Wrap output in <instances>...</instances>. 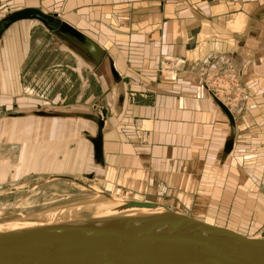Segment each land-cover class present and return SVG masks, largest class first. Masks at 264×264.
<instances>
[{"label":"crops","instance_id":"1","mask_svg":"<svg viewBox=\"0 0 264 264\" xmlns=\"http://www.w3.org/2000/svg\"><path fill=\"white\" fill-rule=\"evenodd\" d=\"M23 8L61 24L21 20L0 30V111L15 113L0 118V139L26 136V165L42 160L38 143L51 135L39 171L91 174L103 187L129 180L159 191L169 209L209 216L215 207L210 214L230 213L231 224L249 208H257L249 222L261 217L264 0H0V21ZM210 57L242 62L248 94L240 118L228 111L234 124L196 69Z\"/></svg>","mask_w":264,"mask_h":264},{"label":"water","instance_id":"2","mask_svg":"<svg viewBox=\"0 0 264 264\" xmlns=\"http://www.w3.org/2000/svg\"><path fill=\"white\" fill-rule=\"evenodd\" d=\"M21 20H35L53 30L61 28L55 16L36 8H23L4 16L0 30ZM208 93L234 124L228 109ZM59 179L94 192L87 184L72 178ZM100 194L110 198L108 194ZM120 208L155 209L156 206L128 200ZM46 226L54 227L52 235L66 241L1 242L3 235L38 231ZM0 264H264V231L260 237H246L172 213L55 222L0 233Z\"/></svg>","mask_w":264,"mask_h":264},{"label":"rangeland","instance_id":"3","mask_svg":"<svg viewBox=\"0 0 264 264\" xmlns=\"http://www.w3.org/2000/svg\"><path fill=\"white\" fill-rule=\"evenodd\" d=\"M18 7H21V5L15 3L13 8ZM213 58H208L201 68L196 69L200 78L205 82L204 86L206 85V90L224 104L232 116L238 117L243 113H241V105L246 98L244 93L247 92H245L246 89L243 86L241 78L242 62L234 59L239 66L238 71V66L234 62L230 60L222 61L223 58ZM164 67L166 71L174 72V67L170 66V64ZM97 106L92 105L93 110H97ZM12 111L1 110L0 118L13 117L15 113ZM1 133L3 134L2 131ZM32 134H34L33 131ZM24 137L10 139L11 137L6 132V134L4 133V137L2 136L0 139V225L42 222L48 217H52L54 221L56 220L55 222L104 219L103 212L109 207L108 205L117 204L120 200L127 198L128 200H133L134 198L164 203L155 197L160 194L159 191L156 192V195L149 191L144 193L130 184L131 181L129 180L123 182L125 184L119 179L113 181L114 175L107 176L108 181L112 180L109 181V185L104 183V187L88 182V180L84 179V176H78V178L74 175H67L83 181L90 188L98 191L93 192L70 180L54 179L52 171L56 169H52L50 166L46 170L39 171L43 165H49L46 160L52 154L50 152L48 154L46 150L49 146H54V143L50 142L51 135L43 137L42 145L38 143V146H43V158L35 164L34 169H31V165H26L27 162H32V157H29V147L25 143ZM59 147V149H64L66 146L63 145L62 147L60 145ZM2 156H5L4 160L9 165L3 163ZM61 170L60 168L58 169V171ZM60 175L65 174L62 173ZM93 179H96V182L98 181L96 177H93ZM104 191L110 194V198H106L100 194L101 192L104 193ZM256 193L264 197V189L259 188ZM170 208L177 211L179 209V207L177 208L174 205L170 206ZM180 209L179 211H182ZM215 210V207H208L209 216L195 214L191 211L186 215L193 217V219L201 223L230 229L248 237H259L261 231L264 230V213H262L261 217L254 216V221L249 222L252 213L257 211V208L253 210L249 208L246 212H243V217L238 220L240 223L236 224V220L234 219L233 222L236 225L234 223L231 224V221L226 222L230 220V213L215 215L216 218L212 216L210 212L213 213ZM218 218L224 220L220 225L218 224Z\"/></svg>","mask_w":264,"mask_h":264},{"label":"bare ground","instance_id":"4","mask_svg":"<svg viewBox=\"0 0 264 264\" xmlns=\"http://www.w3.org/2000/svg\"><path fill=\"white\" fill-rule=\"evenodd\" d=\"M13 12H16V10L13 11ZM13 12H10V13L6 14L5 16H7V15L13 13ZM48 15H50V14H48ZM2 18H1V20H2ZM117 79L120 80V78H117L116 77L115 81ZM92 119L94 121H96L97 128H98V126L100 125V121L102 119H100L98 117H92ZM98 142L99 141H98V137H97L94 140V142H93V148H94V150L97 149ZM53 177H54V179H57L59 177H67V178H72V179H74L76 181H79L81 183H84L81 180H77L75 177H71V176H67V175H60L59 174V175H54ZM84 179L88 180V182H92V183H95L96 182V179L94 180L91 175H89L88 178L85 177ZM82 187H84V186H82ZM84 188H86V187H84ZM92 189H94V188H92ZM94 191L95 192H98V191H96V189H94ZM104 194H107V192L104 191ZM108 195L110 196V194H108ZM125 201H128V199L120 200L119 203H117V204L108 205L109 207L106 208V210H104V212H103L104 219L118 218V217H126V216L127 217H130V216H135V215H140V214L141 215H152V214H155V216H156V215H159V214H162V213H172V214H182V215H186V214L181 213V212H178V211H172L171 209H169L166 206H164L162 203H158V202H148V201H143V200H131V199H129V201H140V202H147V203L154 204L156 206V208L155 209L129 208V209L120 210L121 209L120 207L123 205V203ZM91 204H94V203H91ZM104 207H105V205H104ZM260 212H261V215H262V211H260ZM186 216L189 217L188 215H186ZM55 221H54V219L52 217H48L47 219H45L42 222H32V223H22V224H11L10 223V224H6V225H0V233H5V232L11 233L12 231L13 232H15V231H22V230H24L26 228H29L31 226L52 224V223H55ZM61 222H68V221H60V223ZM57 228H59V226H57ZM54 231H55L54 230V227H48V226H46L45 228H41L38 231H29V232H23V233H20V234H6V235H3L1 237V242L10 243V244H12V243H18L19 244V243H26V242L27 243H31V242H46V243H48V242L51 241V242H54L53 244H56V243H59V242L66 241V239L64 240V239H62L60 237H54L52 235V233ZM263 231H261V232H263ZM246 237H248V236H246Z\"/></svg>","mask_w":264,"mask_h":264}]
</instances>
